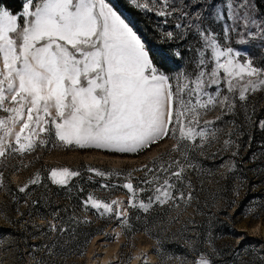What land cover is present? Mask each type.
<instances>
[{
    "label": "snow or ice",
    "instance_id": "obj_1",
    "mask_svg": "<svg viewBox=\"0 0 264 264\" xmlns=\"http://www.w3.org/2000/svg\"><path fill=\"white\" fill-rule=\"evenodd\" d=\"M127 2L134 10L163 18L165 24L175 20L180 39L197 38L192 71L182 69L174 76L161 71L143 38L109 0H22L18 12L0 0V113L6 114L0 116V160L23 157L49 143L139 155L165 138L175 141L171 152L134 170L144 173L135 182L131 172L86 170L123 179L101 187L125 189L126 205L92 194L84 205L101 217L115 216L124 226L129 223L125 207L145 214L166 205L187 207L194 198L187 173L202 170L192 154L202 155L211 146L222 131L216 121L234 114L238 104L251 123L255 108L250 115L249 97L264 91V66L233 47L255 42L264 51V14L256 0H224L223 9L214 0ZM226 22L220 32L213 27ZM162 35L170 41L177 38L174 31ZM172 54L182 58L179 51ZM216 108L221 109L216 120L201 123ZM258 124L264 131V120ZM233 134L225 139V150L236 143ZM236 148L233 156L239 154L238 144ZM48 171L47 179L60 187L81 174L68 168ZM41 179L37 172L18 191L25 193ZM49 231L64 229L52 224ZM157 244L162 246L159 239ZM194 264L212 261L203 254Z\"/></svg>",
    "mask_w": 264,
    "mask_h": 264
},
{
    "label": "rangeland",
    "instance_id": "obj_2",
    "mask_svg": "<svg viewBox=\"0 0 264 264\" xmlns=\"http://www.w3.org/2000/svg\"><path fill=\"white\" fill-rule=\"evenodd\" d=\"M122 1L128 3L127 0ZM109 2L117 6L123 17L143 38L157 64L169 68L170 76L185 69L183 57L177 58L172 54L174 51L180 52V47L176 45L185 40L179 38L180 33L174 27L175 20H171L172 24H165L163 18L152 13L155 34L162 36L166 43L170 44L172 40H167L162 35L164 32L178 33L177 41L172 43L173 47L167 48L166 43L152 39L139 21L133 20L122 10L118 0ZM256 3L264 14V3L261 0H256ZM223 4L224 0H214L218 9H223ZM222 14L227 16L226 9ZM222 26L227 27L228 22L213 25L217 32H220ZM192 39V59L189 68L185 69L188 71L193 70L195 48L199 46L194 35ZM233 47L247 51L255 57L258 64L264 66V51L255 42L249 45L233 43ZM184 50L189 52L186 47ZM253 107L255 113L250 123L245 116V109L238 104L234 114L224 115L222 120L216 121V126L222 131L211 142V146H206L202 155L199 152L192 154L202 170H190L187 173L186 179L191 181L194 197L191 203L187 207L166 205L147 214L134 213L135 221L140 227L136 231L130 224L122 225L115 216L101 217L96 209L85 207V200L77 202L71 190L65 191L56 200L52 199L49 195V183L52 182L47 179L48 170L68 168L79 171L80 175H95L86 171L93 168L113 174L131 172L133 179H137L136 175L144 173L134 170L150 165L154 159L171 152L174 140L165 138L139 155L67 148L59 144L53 147L49 143L45 148H38L23 157L11 155L0 160V228L10 227L11 222L18 218L19 212L24 209L27 211L36 195L42 194L50 202L53 200L58 207L54 218H49L48 222L50 225L55 224L57 229H64L63 232H51L48 228L37 233L32 238V244L25 247L27 252L22 262L15 257L16 253L10 245L3 249V243L0 245V264H194L203 254L211 259L212 264H264V131L258 124L264 120V91L249 97L247 110L250 115ZM220 114L221 109L216 108L203 116L201 123L204 120H216ZM4 115L6 114L0 113V116ZM229 133H234L231 139L236 143L231 149L225 150L224 141L228 139ZM236 144L239 145V154L233 156V152L237 151ZM172 157L179 159V154L172 153ZM167 159L165 156V161ZM230 166H234L231 171ZM37 172L41 174V183L29 185L23 202L18 204L16 201L19 211H10L9 200L10 203L16 200L11 185L20 188ZM103 179L110 181V177ZM117 184L119 183L113 182V185ZM100 185H106V182H101ZM34 187L37 188L32 189ZM184 191L187 193L189 189L185 188ZM144 194L146 199L148 193ZM96 198L109 203L112 200L122 201L126 205L128 196L121 192L113 194L103 190ZM124 211L127 212L126 207ZM25 216L27 221L32 219L28 213ZM89 221L93 222L94 227L100 222L106 225L101 232L89 236L86 233ZM43 222L45 221L38 220V223ZM157 239L162 242V246L157 244ZM243 240L245 244L239 247ZM168 256L173 258L168 259Z\"/></svg>",
    "mask_w": 264,
    "mask_h": 264
},
{
    "label": "trees",
    "instance_id": "obj_3",
    "mask_svg": "<svg viewBox=\"0 0 264 264\" xmlns=\"http://www.w3.org/2000/svg\"><path fill=\"white\" fill-rule=\"evenodd\" d=\"M120 3V6L122 10H124L133 20L139 21L140 25L145 29V31L148 33V35L154 39V40H160L162 44L166 43V40L159 36L158 34H155L154 31V24H153V15L152 13H141L137 10H134L132 6H130L128 3L123 2L122 0H118ZM3 3H5L13 12H18L21 9V0H3ZM170 19L169 22L171 23ZM172 24V23H171ZM178 33L176 32V35ZM177 41V38L175 40H172V43L175 44ZM179 45H176L180 47L178 50H180V53L183 57V67L189 68V63L192 59V52L185 51L184 48L192 47V44H194V39H192V35H190L187 39L184 41H180ZM170 42L166 43L167 48L173 47L174 44ZM165 45H163L164 47ZM154 62L157 64L156 59L152 56ZM158 65V64H157ZM158 67L163 71L166 75L170 76V70L165 65H158ZM143 175H136L137 179L139 180ZM102 177H98L95 175H80L77 176L75 179L71 180L68 186L66 187H58L52 183H49V187L51 189V192L49 195L52 199H58L59 196H61L65 191L71 190V192H74L75 197L77 199V202H82L87 199L89 194H92L94 197H99V193L103 190L110 191L111 193L121 192L126 197V191L121 188H113V187H101V182H106V185H113V182L120 183L122 182V179L119 177H115V175L110 177V181H104ZM37 187H34L32 189H35ZM18 187L11 185V191L14 194V198L16 200L13 203H10V200L8 202V209L16 211V201L19 204L20 202H23L26 194L28 193V189L25 193H21L18 191ZM144 197L146 194H143ZM53 202V200H52ZM50 202L48 200V197L38 194L36 195V199L32 204H30L29 209H26L27 211L22 210L19 212V216L17 219L12 221V225L10 227H1L0 228V245H2L3 249H6L7 247H10L14 250L16 253L15 257L19 261H23L24 254L27 252V248L30 244H32V238L36 236L37 233L44 232L49 228L50 223L48 222L49 218H54V212L58 210L57 205L55 203ZM82 204V203H78ZM238 209V208H237ZM19 211V210H17ZM25 213H28L29 216H32V219L30 221L25 220ZM134 213L141 214L140 211H137L135 209H127V219L128 224L133 226L135 228L134 230L140 229L138 227L137 221H135ZM150 215V214H148ZM38 220H43L45 222L38 223ZM100 222V221H99ZM106 223L100 222L96 227H94L93 222L89 221L87 223V235H96L97 233L101 232L103 229V226H105ZM245 244L244 240L240 244L239 247H242ZM10 245V246H8Z\"/></svg>",
    "mask_w": 264,
    "mask_h": 264
}]
</instances>
